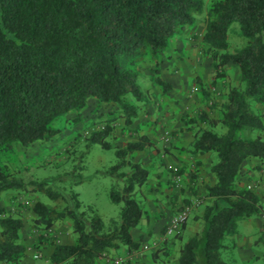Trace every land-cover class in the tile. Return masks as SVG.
Segmentation results:
<instances>
[{
    "label": "trees",
    "instance_id": "1",
    "mask_svg": "<svg viewBox=\"0 0 264 264\" xmlns=\"http://www.w3.org/2000/svg\"><path fill=\"white\" fill-rule=\"evenodd\" d=\"M201 14L204 30L198 53L209 60L213 78L226 80L228 64L238 78L231 86L224 85L222 103H214L215 82L207 89L199 85L207 108L216 109L218 117L198 112L186 121L191 136L187 154L191 158L214 154L215 161L208 168L214 182L204 184L200 194L195 187L182 184V168L166 169L171 188L188 190L190 197L202 200L191 218L192 234L181 238L185 221L177 233L169 235L177 245L172 264H238L234 253L238 224L259 214L256 195L239 182L242 164L255 159V169L264 171V114L256 108L264 105V0H0V157L16 150L14 144L26 148L51 140L59 133L51 127L57 118L72 114L73 124L80 122L89 100L114 107L110 116L86 124L102 126L85 138L86 148L97 144L113 150L116 158L106 173L115 183L109 200L120 207L106 227L92 208L81 206L73 191L61 185L53 188L66 174L27 183L0 158V197L32 186L31 193L52 203L48 206L38 200L29 208L23 205L32 215L33 228L40 231L39 239L57 223H68L71 244H55L53 237L45 235L53 245L52 264H99L98 258L121 247L128 252L139 250L131 231L148 219L143 199L150 191V171L149 166L127 158L142 151L148 140L140 137L123 148L109 141L115 140L116 121L129 131L138 116L143 64H151L149 71L156 72L169 41ZM233 23L244 39L237 48H231L228 41ZM155 83L162 92L169 87L159 78ZM217 125V132L212 131ZM244 130L256 135L243 136ZM194 163L191 183L199 162ZM168 196V203L163 204L167 207L158 212L165 221L158 236L165 235L170 218L190 202L183 198L179 205L176 192ZM151 201L157 204L160 198ZM21 212L0 207V262L19 264L23 257L25 246L18 235ZM160 237V247L148 257L151 264L169 255L167 241ZM105 259L109 264L113 258Z\"/></svg>",
    "mask_w": 264,
    "mask_h": 264
},
{
    "label": "crops",
    "instance_id": "2",
    "mask_svg": "<svg viewBox=\"0 0 264 264\" xmlns=\"http://www.w3.org/2000/svg\"><path fill=\"white\" fill-rule=\"evenodd\" d=\"M182 38L175 35L169 41L167 50L159 58L158 70L156 72L151 73L149 71L151 64H148L147 70L144 71V77L140 82L143 100L141 106L134 103V105L140 106V109L137 118L129 127V131L123 130L117 121L115 122L116 125L113 131V136L115 137L114 144L121 148L128 142L138 141L140 137H145L148 140L142 151H134L130 157L133 163L141 162L144 166H149V181L155 180V186H150L149 193L165 196L159 197L160 201L157 204L154 202H151V204L147 203L145 209H153L156 213L163 211L162 208L164 206L161 207L162 203L164 205L168 203L169 196L165 195V193L174 190L164 180L166 169L182 168V184L195 187L199 193L203 192L204 184L211 185L214 182L208 172V168L215 161L214 154L205 153L192 158L187 154L191 136L189 135L190 131L186 129L188 126L186 121L198 112H206L209 118L217 119L218 117L216 109L207 108L199 90V85H203L202 88L207 89L211 82H215V89L219 92L214 95V103H222L224 101L226 88H224V80L220 79L219 81L218 78H211L213 74L209 66V60L205 58L200 59L196 49L193 52L190 42ZM179 55L189 58L179 61L177 59ZM206 65H208L207 68ZM233 69L235 68L230 64L224 67L225 73ZM196 77L198 78L196 79ZM156 78L168 84L169 87L165 92H162L161 87L155 83ZM236 81L237 78L230 82L229 85L231 86ZM220 83L223 84V87L220 86ZM193 87L195 88V92L190 94L189 89ZM113 110L114 107L111 105H99L95 100H89L87 107L81 112L80 123L85 124V121H91L96 117H108ZM71 117L72 114H68L62 118H57L51 123L52 128L59 130L56 136L70 133L68 131L73 128V122L70 120ZM59 121L62 123V126H56ZM80 123L76 124L74 129H78ZM98 124L95 123V125ZM217 129L218 125L211 130L217 132ZM158 159L161 160V163L154 161ZM194 161H198L199 164L195 172L196 178L191 183L189 176L194 170ZM256 165L257 161L255 159L246 160L242 164L241 176L239 178L241 186L249 187L256 195L259 204V214L238 224L237 235L234 237L236 244L234 253L238 264H254L260 258L264 261V255L260 256L254 253L252 249L253 245L259 241L258 236L261 235L264 238V228L260 220V214L264 213V171H257L255 169ZM158 177H160L159 180ZM149 181L148 183H150ZM10 196L11 193L7 192L0 197V207L7 209L11 206ZM20 218L22 227L18 235L25 246V251L19 264H52L50 257L53 252V245L47 240L46 234L50 238L58 239L59 244L68 245L73 242V237L70 234H65L66 232L61 229L57 230L55 226L43 233V238L46 240H41L39 239L40 231L34 229L30 222L32 215L21 212ZM153 220H156L157 224L152 231L158 236L156 228L157 225L161 224L162 217L157 215L156 219L153 218ZM150 221V218H148L144 223L149 229L152 227L149 226ZM142 224L141 222L140 227ZM134 230L131 231V235L133 241H136V238L133 236ZM156 236L155 234L152 235L154 239ZM160 240L161 238L158 236V243ZM171 242L170 240L168 244L170 245ZM35 250L40 251L41 259H32V253Z\"/></svg>",
    "mask_w": 264,
    "mask_h": 264
},
{
    "label": "rangeland",
    "instance_id": "3",
    "mask_svg": "<svg viewBox=\"0 0 264 264\" xmlns=\"http://www.w3.org/2000/svg\"><path fill=\"white\" fill-rule=\"evenodd\" d=\"M203 30L204 14H201L200 16L195 17L193 24L182 30L178 36H181V38L183 37L182 39L185 38V40H188L190 42V47L191 49H193V52H195V49L197 52H200L202 46L200 44V39ZM228 41L231 44V48H237L244 43V39L240 36L237 24L235 23L231 24L228 29ZM197 55L198 57H200V59H206V57L201 56L200 53H198ZM188 58L189 57L187 56L184 57L181 55L177 57L179 61ZM147 66L148 64H143V67L140 66L143 68V72L146 70L145 68H147ZM207 67L208 65H206V68ZM227 73L228 76L226 77V80H224V85L230 86V82L238 78V74L235 69L228 70ZM197 78L198 77H196V79ZM211 78L213 77L211 76ZM220 86H223V84L220 83ZM213 88H216L215 84L213 85ZM216 92L218 93L219 91ZM256 108L258 113L264 114V105H257ZM261 120L264 124V116L261 117ZM89 122L90 121H85V124L82 122H78L80 123L78 129H74L75 125L78 123L73 124L72 130L68 131L70 133L64 134L63 136L58 135L55 138L53 137L48 142H35L32 146L26 148H23L18 144H14V147H17L16 150L10 153H4L0 158L3 162L7 163V169L14 173L17 172L18 176H20L27 183L33 181H41L46 177L55 178L56 176H63L64 174H66L64 177H62L63 179L67 176L66 179H63L60 184L55 181L56 185H54V187L52 185L51 188H55L57 185H59L60 187L61 185V187L64 190L66 189L67 192L70 190L73 191L77 195V200L79 201L81 206L92 208L95 212V215L106 227L110 224L111 219H115L118 216L120 207L119 205H114L109 200V189L113 187L115 183L113 177L107 175L106 173L108 168L116 162V158L114 157L113 150H103L97 144H92L88 148L85 147V138L88 136V134L90 132H93L94 130H99V127L102 126V124H98L95 126L86 125ZM56 126H62V123L59 121ZM221 131L222 129L218 130V132ZM242 134L243 136L254 138L256 132L244 130ZM261 136L264 139V132L261 133ZM109 142L112 145H116L114 144V141ZM127 159L131 160L132 158L128 157ZM169 176L170 175L168 174V172H166L164 180L168 181L170 179ZM159 178L160 177H158V180ZM150 185L154 187L155 180L150 182ZM31 188L32 186H28L25 192H11V196L9 197L11 208L9 207L6 210L11 213L16 211H24V213L31 215L28 210L25 211V209H23V205L26 208H29L34 202L38 200L48 206L52 205V203L48 199L44 198L40 194L34 192L31 193ZM171 192H176L178 194V204L183 198H189V205L196 201H199V204L190 211V214L186 220L185 228L180 235L182 239H186L192 234L195 228L193 222L191 221V218L195 212H198L202 200L200 197H190V195H188V190L180 189V187L172 191H168V193H165V195L172 194ZM200 194H202V192ZM141 195L143 196V194ZM1 196H3V194ZM144 196H147L143 199L145 207L147 206L148 202L150 204L151 202H153L151 201V199H158L160 197L159 195H155L152 193L146 194ZM189 205L185 204V206ZM162 206L163 203L161 207ZM145 212L148 214V218H150L151 220L149 222V226L152 227L150 229L147 228V225L144 224L145 220H142V226L136 228L133 231V236L140 244L139 250L128 252L125 248L121 247L115 252H110V254L105 257L98 258L99 264H107V259L105 258L115 257L122 258L124 262H126L125 264H151L148 258L150 255V251L154 250L157 247H160L158 244V236H156V233H153L152 231L157 224L156 220L154 221L153 218L156 219L159 211L156 213L153 209H146ZM160 223L161 224L157 225L156 228L158 234L160 233V230L165 221H163L162 219ZM67 224V221L63 223H57L55 227H57V230H64V232H66L65 234H71L69 228L67 227ZM154 234L156 236L155 239L154 237H152V235ZM160 236H163L166 239L167 245H169L168 242L170 240L172 241V243L168 246V257H166V255H163L161 258L162 261H157L153 264H172L177 252V245L174 242L176 241V238H172L169 235L164 234ZM257 238H259V241L253 245L252 249L254 253L263 256L264 238L261 235ZM254 264H264V261L262 260V258H260L258 261H255Z\"/></svg>",
    "mask_w": 264,
    "mask_h": 264
},
{
    "label": "built area",
    "instance_id": "4",
    "mask_svg": "<svg viewBox=\"0 0 264 264\" xmlns=\"http://www.w3.org/2000/svg\"><path fill=\"white\" fill-rule=\"evenodd\" d=\"M212 91H214V90H212ZM194 92H195V88L194 87L189 89V93L190 94H192ZM99 129H101V127H99ZM178 182H179V178L175 177V183H178ZM247 189H249V187H247ZM198 204H199V201H196V202L192 203L189 206H184L175 215H173L170 218V220H169V222H168V224L166 226L165 235H170L172 233H177L179 227L187 220V218H188V216L190 214V211L194 207H196ZM260 220H261V223L264 224V214H260ZM54 243L55 244H59V240L55 239ZM32 259L33 260L41 259V253H40L39 250L33 251ZM108 263L109 264H123L124 262H123L122 258L115 257L112 260H109ZM0 264H6V263L5 262H0Z\"/></svg>",
    "mask_w": 264,
    "mask_h": 264
}]
</instances>
